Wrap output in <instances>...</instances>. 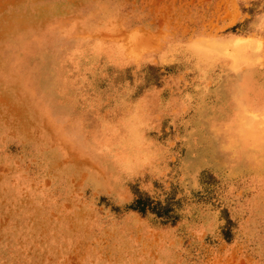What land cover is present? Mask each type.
<instances>
[{"label": "rangeland", "instance_id": "rangeland-1", "mask_svg": "<svg viewBox=\"0 0 264 264\" xmlns=\"http://www.w3.org/2000/svg\"><path fill=\"white\" fill-rule=\"evenodd\" d=\"M262 149L264 0H0V264H264Z\"/></svg>", "mask_w": 264, "mask_h": 264}, {"label": "bare ground", "instance_id": "bare-ground-1", "mask_svg": "<svg viewBox=\"0 0 264 264\" xmlns=\"http://www.w3.org/2000/svg\"><path fill=\"white\" fill-rule=\"evenodd\" d=\"M234 49H235V53L236 55L241 59V58H244V57H247V54L244 53L243 51V46L239 43H236L235 46H234ZM42 61L38 62L37 63V66H38V74L42 77H45L47 74H49L51 71H59L61 69V67L58 68V66H54L53 64L55 63L53 61V59H49L50 58V55L46 54L42 57ZM47 77H45V81H42V84L44 85V89L48 92H52L53 89H52V84L46 80ZM256 132H254L253 134H251L250 136H254ZM247 133H245L246 135ZM263 152V157H264V149H262ZM250 152V151H248Z\"/></svg>", "mask_w": 264, "mask_h": 264}]
</instances>
